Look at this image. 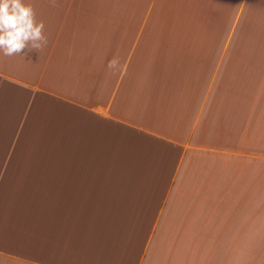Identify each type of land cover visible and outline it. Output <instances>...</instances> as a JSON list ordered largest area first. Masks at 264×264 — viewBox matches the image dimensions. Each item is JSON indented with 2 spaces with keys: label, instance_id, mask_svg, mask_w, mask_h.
I'll use <instances>...</instances> for the list:
<instances>
[{
  "label": "crops",
  "instance_id": "0c3cea01",
  "mask_svg": "<svg viewBox=\"0 0 264 264\" xmlns=\"http://www.w3.org/2000/svg\"><path fill=\"white\" fill-rule=\"evenodd\" d=\"M24 2L48 44L0 53V264H264V0Z\"/></svg>",
  "mask_w": 264,
  "mask_h": 264
},
{
  "label": "clouds",
  "instance_id": "9594fccd",
  "mask_svg": "<svg viewBox=\"0 0 264 264\" xmlns=\"http://www.w3.org/2000/svg\"><path fill=\"white\" fill-rule=\"evenodd\" d=\"M43 21H37L32 4L24 0H0V53L5 57L20 55L27 49L42 51L48 44ZM107 68L120 70L119 60L112 58Z\"/></svg>",
  "mask_w": 264,
  "mask_h": 264
},
{
  "label": "rangeland",
  "instance_id": "374dc122",
  "mask_svg": "<svg viewBox=\"0 0 264 264\" xmlns=\"http://www.w3.org/2000/svg\"><path fill=\"white\" fill-rule=\"evenodd\" d=\"M165 26H166L168 29L171 28V24L168 23V22H166V21H165ZM260 55H261V56H264V53L261 52ZM253 87H254V89H255V91H256V93L254 94V96H255L256 98H257L258 96H259L260 98L264 97V87L259 88V85L256 84V81L254 82ZM261 95H262V96H261ZM262 100H263V99H262ZM263 103H264V102L262 101L260 104L263 105ZM262 117H263V116H262ZM256 119L259 120V121L255 122L258 128H257L256 130H254L253 132L257 134L258 131H260V128L263 127V125H264V117H263V118H255V120H256ZM255 120H254V121H255Z\"/></svg>",
  "mask_w": 264,
  "mask_h": 264
}]
</instances>
